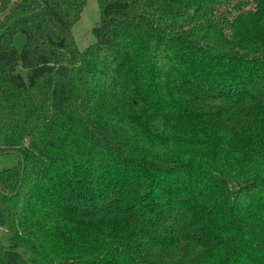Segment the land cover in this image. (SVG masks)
I'll list each match as a JSON object with an SVG mask.
<instances>
[{"label": "trees", "instance_id": "trees-1", "mask_svg": "<svg viewBox=\"0 0 264 264\" xmlns=\"http://www.w3.org/2000/svg\"><path fill=\"white\" fill-rule=\"evenodd\" d=\"M86 4L0 0V264H264V0Z\"/></svg>", "mask_w": 264, "mask_h": 264}, {"label": "rangeland", "instance_id": "rangeland-1", "mask_svg": "<svg viewBox=\"0 0 264 264\" xmlns=\"http://www.w3.org/2000/svg\"><path fill=\"white\" fill-rule=\"evenodd\" d=\"M100 20V8L98 0H87V4L81 15L80 20L75 24L73 33L78 44L79 49L84 50L88 46L95 43L96 39L92 34V29L98 24ZM26 41V37L22 33L15 36L14 44L16 48L21 51ZM18 157L14 154L4 155L0 158V170L4 168L14 167L18 164ZM2 195L0 194V197ZM7 221L6 215L0 210V245L8 246L7 235ZM28 259L32 264H48L42 258L36 256L34 253H28Z\"/></svg>", "mask_w": 264, "mask_h": 264}]
</instances>
